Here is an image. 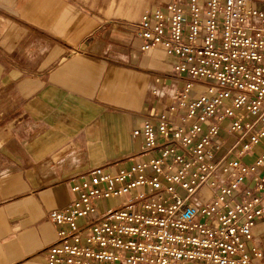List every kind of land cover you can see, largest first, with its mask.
<instances>
[{
    "label": "built area",
    "instance_id": "1",
    "mask_svg": "<svg viewBox=\"0 0 264 264\" xmlns=\"http://www.w3.org/2000/svg\"><path fill=\"white\" fill-rule=\"evenodd\" d=\"M133 26L139 51L173 58L155 79L167 105L130 130L140 145L126 163L73 177V199L47 214L55 230L43 264H254L261 254L247 243L264 218V9L169 0Z\"/></svg>",
    "mask_w": 264,
    "mask_h": 264
},
{
    "label": "crops",
    "instance_id": "2",
    "mask_svg": "<svg viewBox=\"0 0 264 264\" xmlns=\"http://www.w3.org/2000/svg\"><path fill=\"white\" fill-rule=\"evenodd\" d=\"M168 1L0 0V264H43L73 177L139 149L130 130L167 105L151 89L173 58L139 51L122 13ZM247 244L264 264L263 217Z\"/></svg>",
    "mask_w": 264,
    "mask_h": 264
},
{
    "label": "rangeland",
    "instance_id": "3",
    "mask_svg": "<svg viewBox=\"0 0 264 264\" xmlns=\"http://www.w3.org/2000/svg\"><path fill=\"white\" fill-rule=\"evenodd\" d=\"M257 8H259V9H264V0H250ZM116 13H106V15L107 16H109V15H115ZM129 14H131V13H127V12H124V13H122V19H123V24H124V26H126V28L128 29V31H133L132 29L134 28V26L132 25V23L130 22L131 20H130V18H129ZM134 14V13H133ZM132 14V15H133ZM140 14V13H139ZM125 20V21H124ZM156 75H158L157 73H156ZM157 76H155L154 77V85H155V90H156V92L157 93H160V92H162L163 94H162V96H155V95H152V97H154V99H156L157 101H159V100H163V99H167V96H166V94L164 93V90H163V87H161V83H162V81H164V79L163 78H160V79H158V83L157 82H155V79H157L156 78ZM160 83V84H159ZM160 85V86H159ZM106 163V162H105ZM0 174H2V173H0ZM112 201H110V200H108L107 201V204H110Z\"/></svg>",
    "mask_w": 264,
    "mask_h": 264
},
{
    "label": "bare ground",
    "instance_id": "4",
    "mask_svg": "<svg viewBox=\"0 0 264 264\" xmlns=\"http://www.w3.org/2000/svg\"><path fill=\"white\" fill-rule=\"evenodd\" d=\"M160 48V47H159ZM154 49V48H153ZM152 50V49H151ZM170 71V70H169ZM165 72H168V71H165ZM157 73H160V72H157ZM161 73H164V72H161ZM204 193H206L205 191H207L206 189L203 190Z\"/></svg>",
    "mask_w": 264,
    "mask_h": 264
}]
</instances>
